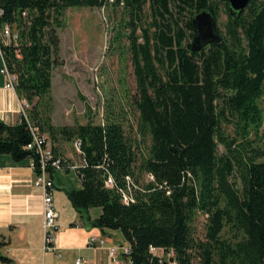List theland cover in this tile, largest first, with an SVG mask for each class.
I'll list each match as a JSON object with an SVG mask.
<instances>
[{"label": "trees", "instance_id": "16d2710c", "mask_svg": "<svg viewBox=\"0 0 264 264\" xmlns=\"http://www.w3.org/2000/svg\"><path fill=\"white\" fill-rule=\"evenodd\" d=\"M109 4L128 16L135 125L127 130L121 111L106 109L103 123L56 126L48 114L51 71L61 63L56 28L70 6ZM220 5L227 14L224 31L216 25L221 41L193 50V17L206 10L217 22ZM5 24L17 39L5 44L0 36L3 59L29 107L16 123L0 120V154L29 159L39 173V151L26 148L35 127L50 141L59 169L73 168L80 179V188L66 192L72 206L90 226L120 231L129 264H191L196 256L200 264H264V141L257 143L264 0H249L234 14L227 0H0V29ZM224 122L233 125V136ZM145 137L149 144L141 148ZM60 139L80 141L79 165L59 153ZM57 169L46 168L51 179ZM142 174L152 178L140 184ZM93 207L101 212L91 218ZM198 213L206 218L202 240L193 231ZM5 244L0 233V262L10 264ZM150 247L171 252V261Z\"/></svg>", "mask_w": 264, "mask_h": 264}, {"label": "rangeland", "instance_id": "374dc122", "mask_svg": "<svg viewBox=\"0 0 264 264\" xmlns=\"http://www.w3.org/2000/svg\"><path fill=\"white\" fill-rule=\"evenodd\" d=\"M146 10L144 19H148V10ZM62 19V27L56 28L59 37L58 57L61 63L54 66L51 71V107L48 112L51 122L56 126L85 124L88 121L103 123L106 109H112V111H121L125 119L124 126L128 130L136 121L130 101V96L134 93L135 81L130 53L127 49L126 35L129 28L124 27L123 24L128 19L124 9L110 4L102 7L70 6L64 10ZM226 19L227 14L220 5L216 25L221 31H224ZM118 32L121 33V37L116 41ZM259 105L262 110V125L260 141L257 143L262 145L264 94L259 99ZM223 127L228 135H234V127L231 123L224 122ZM253 137L252 135L251 138ZM148 144V137L140 142L141 148ZM218 149L219 153L224 150L220 144ZM59 150L69 164L76 166L82 162L80 150L73 142L60 139ZM59 173L65 174L63 171ZM69 177H74V174ZM148 178L149 175L142 174L140 184L146 182ZM237 184L240 185L238 180ZM205 223V215L196 214L193 231L197 240L204 239ZM117 234L122 244H125L126 241L120 231L117 230ZM127 245H119V247ZM119 247L117 246V249ZM153 253L166 262H168L167 258L171 260L162 250ZM110 259L114 260V258ZM126 260L129 264V260L127 258ZM191 264H200L199 258L196 256Z\"/></svg>", "mask_w": 264, "mask_h": 264}, {"label": "crops", "instance_id": "0c3cea01", "mask_svg": "<svg viewBox=\"0 0 264 264\" xmlns=\"http://www.w3.org/2000/svg\"><path fill=\"white\" fill-rule=\"evenodd\" d=\"M3 64L0 48V69ZM22 103L15 88L6 86V77L0 72V120L16 123L20 119ZM61 171L57 169L52 177V199L58 214V250L52 252L43 249V189L32 184L35 172L30 160L15 162L9 154H0V233L6 241L2 253L11 259L10 264H75L78 258L83 264H127L119 247L127 242L122 244L117 230L92 227L79 216L66 192L80 188V179L74 169L64 175H60ZM71 174L74 177H69ZM100 212L99 207L88 209L91 218ZM91 236L105 237L104 245L88 244ZM110 245L119 247L114 260L108 255Z\"/></svg>", "mask_w": 264, "mask_h": 264}, {"label": "built area", "instance_id": "2783aa9c", "mask_svg": "<svg viewBox=\"0 0 264 264\" xmlns=\"http://www.w3.org/2000/svg\"><path fill=\"white\" fill-rule=\"evenodd\" d=\"M0 36L1 40L5 44H10L17 39V33L10 29L9 25L5 24L0 29ZM0 72L6 77V86L14 88L17 77L14 73H11L4 62L2 68L0 69ZM29 107V104L25 101L22 103L21 113L26 116V109ZM33 132V141L32 143L28 144L26 148H31L35 146L36 150L40 153V169L41 171L39 173H36L35 178L32 181V184L35 186H40L43 189L42 194V216H43V249L46 251H52L57 252L58 248L56 246V232L58 231V225H57V212L54 209L53 199H52V190L54 188L53 182L48 176V173L46 171V168L48 165L55 166V168L60 167V159L59 158H53V152L51 149L50 142L46 140L45 136H39L36 132L37 129L35 127H32ZM74 146L80 150V141L74 140L73 141ZM33 167V163H31ZM150 178H152L151 175H149ZM106 187H113L114 182L113 178L110 177V175L107 176V178L104 181ZM132 200V198H129ZM105 243V239L100 237L96 238L94 236H91L88 240V244H95L98 246H102ZM122 253L127 255L129 253V245L127 246H120ZM108 249V255L110 258L115 259V254L117 251V246H110ZM150 250L152 252H155L156 250H162L161 248L157 247H150ZM169 257L172 256V253L169 252ZM24 264V263H20ZM75 264H83L82 259L78 258L76 259Z\"/></svg>", "mask_w": 264, "mask_h": 264}, {"label": "water", "instance_id": "95a60500", "mask_svg": "<svg viewBox=\"0 0 264 264\" xmlns=\"http://www.w3.org/2000/svg\"><path fill=\"white\" fill-rule=\"evenodd\" d=\"M249 0H227L228 10L231 14L240 12L245 8ZM195 35L191 42V48L198 50L202 46L221 41V36L216 29V21L210 12L203 10L192 19ZM171 261V260H170Z\"/></svg>", "mask_w": 264, "mask_h": 264}]
</instances>
